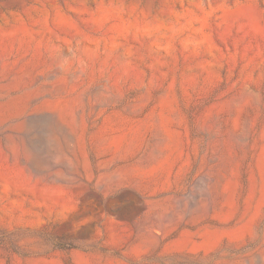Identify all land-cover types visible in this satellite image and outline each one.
Here are the masks:
<instances>
[{
  "label": "rangeland",
  "instance_id": "1",
  "mask_svg": "<svg viewBox=\"0 0 264 264\" xmlns=\"http://www.w3.org/2000/svg\"><path fill=\"white\" fill-rule=\"evenodd\" d=\"M0 264H264V0H0Z\"/></svg>",
  "mask_w": 264,
  "mask_h": 264
},
{
  "label": "trees",
  "instance_id": "2",
  "mask_svg": "<svg viewBox=\"0 0 264 264\" xmlns=\"http://www.w3.org/2000/svg\"><path fill=\"white\" fill-rule=\"evenodd\" d=\"M60 249H64V248H60Z\"/></svg>",
  "mask_w": 264,
  "mask_h": 264
}]
</instances>
